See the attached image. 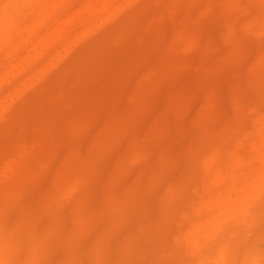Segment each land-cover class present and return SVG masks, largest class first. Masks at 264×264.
Returning a JSON list of instances; mask_svg holds the SVG:
<instances>
[{"label": "clouds", "instance_id": "clouds-1", "mask_svg": "<svg viewBox=\"0 0 264 264\" xmlns=\"http://www.w3.org/2000/svg\"><path fill=\"white\" fill-rule=\"evenodd\" d=\"M0 264H264V0H0Z\"/></svg>", "mask_w": 264, "mask_h": 264}, {"label": "rangeland", "instance_id": "rangeland-1", "mask_svg": "<svg viewBox=\"0 0 264 264\" xmlns=\"http://www.w3.org/2000/svg\"><path fill=\"white\" fill-rule=\"evenodd\" d=\"M85 35L84 33H81L75 37L71 38H65L66 40H69L67 44H64L63 40H56L53 38L49 41V43L45 47L44 53H42V58L47 60V66L43 68H38L35 70L34 75L30 76L29 78L25 79L26 74L30 71L29 69L22 68L17 70L14 73L15 81L19 82L20 88H26L28 87L32 82L40 79L43 75L46 74L48 69L54 66L55 62H57L59 59L62 58L63 55L67 53L69 48L74 44L76 41L81 39ZM64 45V50L60 51L61 46ZM182 84L185 87L191 86V77H186L184 81H182ZM165 102V97L162 95L159 104L157 105V110H159V107H161Z\"/></svg>", "mask_w": 264, "mask_h": 264}]
</instances>
